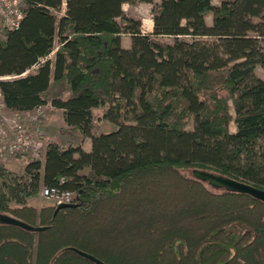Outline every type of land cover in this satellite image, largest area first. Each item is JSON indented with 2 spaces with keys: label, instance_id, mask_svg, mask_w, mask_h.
<instances>
[{
  "label": "trees",
  "instance_id": "16d2710c",
  "mask_svg": "<svg viewBox=\"0 0 264 264\" xmlns=\"http://www.w3.org/2000/svg\"><path fill=\"white\" fill-rule=\"evenodd\" d=\"M137 2L153 4L150 32L122 9ZM21 8L0 38V76H14L0 80L6 107L32 110L65 78L70 93L49 102L91 147L48 142L17 176L0 163V214L43 227L0 223V264H99L79 252L102 264H264V201L187 173L264 189V0ZM96 108L113 130L92 133ZM40 185L75 192V206L27 204Z\"/></svg>",
  "mask_w": 264,
  "mask_h": 264
},
{
  "label": "built area",
  "instance_id": "2783aa9c",
  "mask_svg": "<svg viewBox=\"0 0 264 264\" xmlns=\"http://www.w3.org/2000/svg\"><path fill=\"white\" fill-rule=\"evenodd\" d=\"M24 0H0V38L3 33L16 29L23 17ZM14 76H0L10 79ZM49 101L32 110L16 111L6 107L0 89V163L6 164L19 157L43 161L47 140L45 124ZM63 181V178L60 179ZM40 196L57 206L75 202V192L58 186H42Z\"/></svg>",
  "mask_w": 264,
  "mask_h": 264
},
{
  "label": "rangeland",
  "instance_id": "374dc122",
  "mask_svg": "<svg viewBox=\"0 0 264 264\" xmlns=\"http://www.w3.org/2000/svg\"><path fill=\"white\" fill-rule=\"evenodd\" d=\"M158 2L159 0H155ZM219 0H213L214 4H218ZM153 4L147 3V2H137V3H125L122 6V9L124 13L130 17H133L135 19H138L141 21V30L143 32H150L152 30V13L151 8ZM205 20L207 23L211 22V13L207 12L205 14ZM161 40L165 42H171L172 38L170 37H162ZM121 44L129 46L130 45V37L128 35H122L121 36ZM255 72L258 76H260L262 79H264V67L256 66ZM65 89L66 86L64 83H51L50 88L48 90V93L46 94L48 97V101L52 96H64L65 95ZM53 106L50 105L47 109V119L51 125L50 127L54 131V133H58L59 136L62 135V138L58 141L60 146H66V144L71 141L74 145H77L78 142V134L77 132L73 133L72 135H69L66 133V125L63 122L62 115L57 110L52 109ZM230 112L232 116L234 115V111L230 109ZM102 114V108H96L93 110V121H94V129L95 132L101 131L103 128L106 129L107 124L103 122L100 118V115ZM46 125V124H45ZM192 128V122H188L186 125V129ZM228 129L230 132H234L235 130V124L231 120L228 125ZM29 159L27 157H19L15 158L14 160H11L9 163L4 164L6 168H8L10 171H12L16 176L23 174V164L25 165ZM43 162V161H42ZM192 175H196L195 171H189L187 172ZM208 182V181H207ZM1 186H3V182H0ZM208 184L213 188H218L214 186L213 184ZM42 185L39 186L38 191L35 192L31 197H28L26 199L27 204L40 207L42 205L51 204L49 201L44 199L40 196V189ZM10 205H15V202L11 201Z\"/></svg>",
  "mask_w": 264,
  "mask_h": 264
},
{
  "label": "water",
  "instance_id": "95a60500",
  "mask_svg": "<svg viewBox=\"0 0 264 264\" xmlns=\"http://www.w3.org/2000/svg\"><path fill=\"white\" fill-rule=\"evenodd\" d=\"M196 172V177L204 180V181H208L209 183L213 184L214 186L218 187V188H224L227 190H231V191H237V192H242V193H248L250 195H252L253 197L264 201V189H260L257 188L249 183H244V182H240L228 177H224L221 175H217L208 171H203V170H193ZM75 206V203H62V204H58L56 206V210L59 208H63V207H72ZM0 223H4V224H10V225H14V226H18L20 228H23L25 230L28 231H39L41 229H43V227H38V226H32L29 225L19 219L13 218L7 214H0ZM81 255L95 261L96 263L102 264L101 262H99L98 260H96L94 257L79 252Z\"/></svg>",
  "mask_w": 264,
  "mask_h": 264
},
{
  "label": "crops",
  "instance_id": "0c3cea01",
  "mask_svg": "<svg viewBox=\"0 0 264 264\" xmlns=\"http://www.w3.org/2000/svg\"><path fill=\"white\" fill-rule=\"evenodd\" d=\"M123 46L124 47H128L126 45H123ZM49 57L50 58H53V53H51ZM255 69H256V67H255ZM51 83H64L65 86H66V89H65V95L64 96L61 97L59 95H56V96L54 95L50 99H52L54 97L65 98L70 93V88H69V85L65 82V78H61L59 80H51L50 81L49 87H48V89L45 92L46 94L48 93V90L50 88ZM52 109L57 110L58 112H60L61 115H62V119H63V111H62V109L55 108V107H53ZM101 115H100L101 120L103 122H105V124H107L106 129L103 128L98 133L95 132V129H94V121H93V128H92V133L93 134H99V133L108 132V131H111V130H113L115 128V126L112 123H110L109 121L103 119ZM63 122H64V120H63ZM50 125H51V123L47 120L46 125H45V137H46V140H47V142H54V143H57L59 145V142L58 141L62 138V135L59 136L58 133H54V131L52 130V128L50 127ZM76 132H77L78 137H79L78 138L77 145H80L86 151L90 150V147H91V140H90V138L89 137H82L79 134L78 131H76ZM23 167H24V164H23Z\"/></svg>",
  "mask_w": 264,
  "mask_h": 264
}]
</instances>
